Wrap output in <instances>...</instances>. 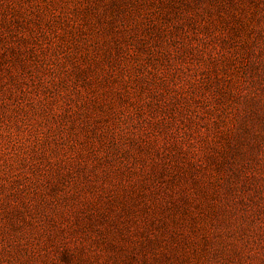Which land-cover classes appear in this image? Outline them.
<instances>
[{"label": "rangeland", "instance_id": "1", "mask_svg": "<svg viewBox=\"0 0 264 264\" xmlns=\"http://www.w3.org/2000/svg\"><path fill=\"white\" fill-rule=\"evenodd\" d=\"M0 264H264V0H0Z\"/></svg>", "mask_w": 264, "mask_h": 264}]
</instances>
